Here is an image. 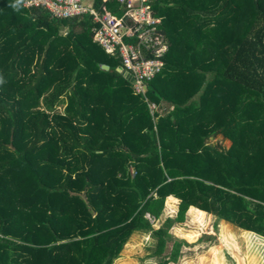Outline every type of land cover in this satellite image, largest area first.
Wrapping results in <instances>:
<instances>
[{"label": "trees", "instance_id": "trees-1", "mask_svg": "<svg viewBox=\"0 0 264 264\" xmlns=\"http://www.w3.org/2000/svg\"><path fill=\"white\" fill-rule=\"evenodd\" d=\"M11 2L0 0V264H112L134 231L155 239L157 264L177 262L187 243L170 228L190 206L196 221L264 237V0H149L166 50L143 92L93 40L90 13ZM169 195L176 213L158 222Z\"/></svg>", "mask_w": 264, "mask_h": 264}, {"label": "built area", "instance_id": "built-area-1", "mask_svg": "<svg viewBox=\"0 0 264 264\" xmlns=\"http://www.w3.org/2000/svg\"><path fill=\"white\" fill-rule=\"evenodd\" d=\"M108 1L123 6L121 15L106 5ZM22 4L44 7L57 17L90 13L95 23L91 28L93 40L106 52L120 56L122 66L119 68L131 74L136 91L143 92V81L152 77L162 66L160 56L166 50V45L155 34L160 18L151 13L149 0H101L98 10L93 7V0H22ZM118 5L116 9H119ZM133 35L137 38L138 46L127 39ZM140 46L152 57L144 55Z\"/></svg>", "mask_w": 264, "mask_h": 264}, {"label": "rangeland", "instance_id": "rangeland-1", "mask_svg": "<svg viewBox=\"0 0 264 264\" xmlns=\"http://www.w3.org/2000/svg\"><path fill=\"white\" fill-rule=\"evenodd\" d=\"M227 147L229 141L216 136L212 140ZM177 199L166 197L162 215L158 222L167 216H174L177 210ZM192 208H188L185 219L170 228L176 238L185 240L177 262L168 264H262L264 261V239L256 236L251 239L246 231L231 228L224 229L221 222L204 213L201 220H193ZM193 216V218H191ZM154 223L155 227L159 224ZM132 237H134L132 239ZM136 237V238H135ZM171 242L168 243L170 246ZM155 239L149 232L137 231L124 244L123 249L112 264H157L158 257L153 250ZM263 259V260H262Z\"/></svg>", "mask_w": 264, "mask_h": 264}, {"label": "crops", "instance_id": "crops-1", "mask_svg": "<svg viewBox=\"0 0 264 264\" xmlns=\"http://www.w3.org/2000/svg\"><path fill=\"white\" fill-rule=\"evenodd\" d=\"M167 197H170L171 199H176L175 197H173V196H171V195H169V196H167ZM192 206H190L189 208H191ZM205 212V211H204ZM207 214H209V213H207ZM210 217V219H212V217H215V216H209ZM191 218H193V216H191ZM216 218V217H215ZM216 219H218V218H216ZM193 220H194V218H193ZM221 223V226H223V228L226 230V229H229V226H231V228H233V229H237V230H240L241 231V233H242V231H245V229H242V228H239V227H237V226H235L234 224H232V223H229V222H227V221H225V220H223V219H218ZM246 231H249V230H246ZM135 232H137V231H134L131 235H135ZM250 232H252V231H250ZM252 233H254V232H252ZM254 234H256L257 236H261V235H259V234H257V233H254ZM130 235V236H131ZM262 237V236H261ZM134 237H132V239H133ZM136 238V237H135ZM264 238V237H263Z\"/></svg>", "mask_w": 264, "mask_h": 264}, {"label": "clouds", "instance_id": "clouds-1", "mask_svg": "<svg viewBox=\"0 0 264 264\" xmlns=\"http://www.w3.org/2000/svg\"><path fill=\"white\" fill-rule=\"evenodd\" d=\"M22 4V0H12V2L10 3V7L13 9V10H18L19 7L21 6Z\"/></svg>", "mask_w": 264, "mask_h": 264}, {"label": "water", "instance_id": "water-1", "mask_svg": "<svg viewBox=\"0 0 264 264\" xmlns=\"http://www.w3.org/2000/svg\"><path fill=\"white\" fill-rule=\"evenodd\" d=\"M100 67L103 68V69H107V68H108V66L105 65V64H101ZM121 72H122L125 76L128 75V73H126L124 70H122ZM130 78H131V77H130Z\"/></svg>", "mask_w": 264, "mask_h": 264}]
</instances>
